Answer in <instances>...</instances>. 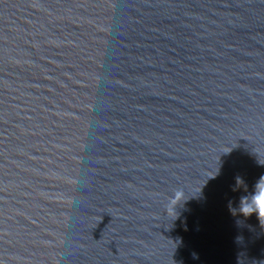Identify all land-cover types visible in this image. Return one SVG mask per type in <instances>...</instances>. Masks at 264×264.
<instances>
[{
	"label": "water",
	"instance_id": "95a60500",
	"mask_svg": "<svg viewBox=\"0 0 264 264\" xmlns=\"http://www.w3.org/2000/svg\"><path fill=\"white\" fill-rule=\"evenodd\" d=\"M262 175L264 0H0V264H264Z\"/></svg>",
	"mask_w": 264,
	"mask_h": 264
},
{
	"label": "clouds",
	"instance_id": "9594fccd",
	"mask_svg": "<svg viewBox=\"0 0 264 264\" xmlns=\"http://www.w3.org/2000/svg\"><path fill=\"white\" fill-rule=\"evenodd\" d=\"M238 180L239 178H237V181ZM240 183H242V181H240ZM181 202H184L183 192L182 190H177L170 199L168 207L169 213H175L177 217L179 215L177 212V205H182ZM229 211L233 215H236L238 212L245 218L255 213L261 228L264 229V175L260 176L254 185V191L251 194L240 197L238 208H232L230 204Z\"/></svg>",
	"mask_w": 264,
	"mask_h": 264
}]
</instances>
